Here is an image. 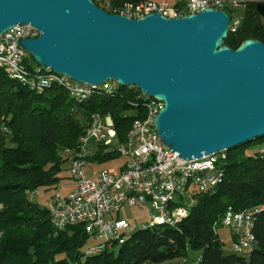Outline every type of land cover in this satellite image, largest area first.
<instances>
[{
  "label": "trees",
  "instance_id": "1",
  "mask_svg": "<svg viewBox=\"0 0 264 264\" xmlns=\"http://www.w3.org/2000/svg\"><path fill=\"white\" fill-rule=\"evenodd\" d=\"M93 1L102 9L105 2L121 6L146 0ZM259 2L264 0H244L240 25L225 39L231 49L250 39L264 44V20L256 9ZM233 11L226 9L230 17ZM25 64L29 72L39 67L29 56ZM144 113L145 99L135 87L117 85L109 93L105 85L94 89L89 99L77 101L57 84L42 92L30 90L0 67V264H160L185 258L188 251L201 252L199 264H264V211L257 217L256 248L247 260L224 255L216 233L228 209L264 206V157L260 151L246 155L250 144L264 143V137L227 151L222 184L198 196L196 206L177 228L142 226L126 243L113 249L108 243L95 254H86L91 239L83 225L59 230L49 209L30 200L40 188H59L63 166L71 160L69 153L79 150L80 137L93 115H111L118 142L123 143L134 120ZM99 148L94 154L99 163L120 157L116 150L106 151L112 146Z\"/></svg>",
  "mask_w": 264,
  "mask_h": 264
},
{
  "label": "water",
  "instance_id": "2",
  "mask_svg": "<svg viewBox=\"0 0 264 264\" xmlns=\"http://www.w3.org/2000/svg\"><path fill=\"white\" fill-rule=\"evenodd\" d=\"M264 20V2L256 6ZM231 17L110 14L93 0H0V37L31 25L20 45L37 66L100 87L115 81L160 100L154 126L190 160L264 137V44H225Z\"/></svg>",
  "mask_w": 264,
  "mask_h": 264
},
{
  "label": "built area",
  "instance_id": "3",
  "mask_svg": "<svg viewBox=\"0 0 264 264\" xmlns=\"http://www.w3.org/2000/svg\"><path fill=\"white\" fill-rule=\"evenodd\" d=\"M244 0H187L176 7L165 3L145 1L139 4L125 3L121 6H113L109 2L103 3V10L116 15L126 16L130 19H139L150 14H160L164 17H184L197 14L204 9L216 10L236 9L243 5ZM241 20L231 17L230 30L235 31ZM34 30L31 25L14 27L11 32L0 37V58L9 64L16 73L27 72L25 59L28 56L21 47V39L34 38ZM38 70L43 69L38 67ZM32 82V80L27 79ZM117 90L115 81L107 82ZM81 90L84 84L76 85ZM145 113L138 123H133L132 140L128 143H120L117 139L113 117L103 128H95L89 135L81 136L79 154L73 155V161L81 163V170L69 172L74 183V189L66 196L55 195L50 202L55 220H60V230L71 225H83L87 237L93 240H101L108 234H116L117 237L126 234L130 229V223L120 217V211L125 206L148 210V220H181V223L189 216L187 207L193 201V190L202 187L205 194V186L212 182L222 184L223 169H210L199 167L200 176H192V171L187 174H179V166L184 159L169 147L165 146L155 126L153 118L162 103L151 102V97H144ZM96 115V121L99 114ZM111 136L110 144H103V137ZM97 146L112 145V150L124 154L125 164L118 171L103 168L97 172L94 179L84 174V162L92 157L93 151L89 149L90 143ZM260 154L264 157V146L260 148ZM140 190L139 198H129V191ZM262 206H256L245 210L244 214H237L236 210H228L223 217H229L228 227L233 228L238 234V243L232 247L245 251V259H249L256 248L255 235H248L245 227L247 212ZM255 226L256 220H253ZM177 228V227H175ZM185 264H196L185 261Z\"/></svg>",
  "mask_w": 264,
  "mask_h": 264
},
{
  "label": "bare ground",
  "instance_id": "4",
  "mask_svg": "<svg viewBox=\"0 0 264 264\" xmlns=\"http://www.w3.org/2000/svg\"><path fill=\"white\" fill-rule=\"evenodd\" d=\"M40 36V32L38 30H34V38H37ZM0 67L5 68L8 71V74L10 75L11 78L17 79L20 82H22L24 85L28 86L30 90L42 92L44 89L49 88L53 84H57L59 86H62L65 88V90L70 94L71 97L75 98L77 101H83L89 99L93 92L94 89H99L103 86L100 87H94L92 85L84 84V89H80L78 87H72L76 85H81V83L73 81L72 79L65 77L63 75L55 74L50 72L47 69H41L34 72H20L16 73L12 67L3 62L0 58ZM34 70V69H33ZM27 79L32 80L29 81ZM118 85V84H117ZM107 91L111 93L114 89L112 85H106ZM143 97H146L145 95L142 94ZM151 102L153 103H162V101L151 98ZM164 103L161 105V109L157 110L155 113V118L159 114V112L163 109ZM155 118H153V126L155 122ZM109 120V115H100L97 118L96 121V115H93L90 121V124L88 128L85 130L84 135L86 136L89 135L91 132L95 130V128H103V125L107 123ZM139 119L134 120L133 123H138ZM133 123L128 131L127 134V139L123 143H128L132 140V135H133ZM80 145H81V138H80ZM111 143V136H104L103 137V144H110ZM106 147H111L112 145H104ZM69 153V152H68ZM70 156L72 157L70 160V169L69 172H77V170H81V163L79 162H71L73 161V155L79 154V150L71 154L69 153ZM121 157H124V154H119ZM227 159V151L223 150L218 153H212L209 155H204L201 158H192L190 160L184 159V163L179 166V174H187L188 172L192 171V176H200V169H195L199 167H208L210 169H223V164L225 160ZM86 165V162H84V166ZM224 177V176H223ZM223 177H222V182H223ZM219 187V182H212V184H209L208 186H205V194L210 193L215 191V189ZM203 194V188L202 187H195L193 190V201L190 203V205L187 207V214H190L191 209H193L196 204H197V197ZM140 197V190L139 189H132L129 191V198H139ZM261 206V205H260ZM50 211V216L53 225L60 230V220H55L53 216V211L52 208L48 207ZM228 210H234L232 208ZM227 210V211H228ZM264 211V206L258 207L256 209H253L252 211L247 212L246 218H245V227L247 230L248 235H254L253 229V220H257L258 215ZM244 211H237V214H244ZM226 213V212H225ZM222 226L228 227L229 224V217H224L222 218ZM181 223V220H155V221H150L149 224L153 225H165L168 227H177ZM148 225V224H147ZM146 226V225H142ZM231 231L233 235V243H238V234L233 228H227ZM129 236L126 234H123L121 236L117 237V244H124L128 241ZM97 243V245L88 248L86 251L87 255L90 254H95L103 249H105L106 245L108 243H116V234H108L105 237H103L101 240H93ZM234 255H237L239 257H244L245 258V251L239 250L237 248H233ZM196 264H199V260L196 262Z\"/></svg>",
  "mask_w": 264,
  "mask_h": 264
},
{
  "label": "rangeland",
  "instance_id": "5",
  "mask_svg": "<svg viewBox=\"0 0 264 264\" xmlns=\"http://www.w3.org/2000/svg\"><path fill=\"white\" fill-rule=\"evenodd\" d=\"M232 17L233 19H239L241 20L245 14L246 7L245 5H239L236 9H233ZM89 149L93 151L94 154L99 153V146H97L96 143L91 142L90 143ZM261 146H264V143H259V142H253L250 144V147L246 151L247 156H252L255 155ZM107 148L106 151H110L112 149ZM92 154L91 158H88L86 165L84 166V174L91 178L94 179L97 176V172L101 171L103 168L107 169H115L118 171L123 165L125 164L126 159L124 157H117L115 159L109 160L104 163H99L95 161L94 157L96 155ZM67 155V154H65ZM94 155V156H93ZM72 157L69 156V159ZM70 160L63 166V171L61 173V182L59 184L58 189H52V190H46L44 188L38 189L34 194H31L30 200L34 202L35 204L38 205L39 208H47L49 207V204L51 202V199L59 194L61 196H66L68 193H70L74 189V183L71 180L69 169H70ZM1 209V206H0ZM120 217L126 219L130 223V229L129 231L126 232L127 236H131L134 232L140 230L142 228V225H150L148 220V210L147 209H140V208H130L125 206L122 208L120 211ZM151 224L150 226H152ZM216 233L219 236V239L223 243V252L224 255H233V235L231 231L227 228H224V226L219 225L216 229ZM97 245L95 241L90 244L88 248H91L93 246ZM201 252L199 251H188V254L185 258H180V259H175V260H169L165 261L160 264H185V261L196 262L199 260Z\"/></svg>",
  "mask_w": 264,
  "mask_h": 264
},
{
  "label": "crops",
  "instance_id": "6",
  "mask_svg": "<svg viewBox=\"0 0 264 264\" xmlns=\"http://www.w3.org/2000/svg\"><path fill=\"white\" fill-rule=\"evenodd\" d=\"M146 1H152L155 3H165L168 6L174 7L178 4H184L187 0H146Z\"/></svg>",
  "mask_w": 264,
  "mask_h": 264
}]
</instances>
